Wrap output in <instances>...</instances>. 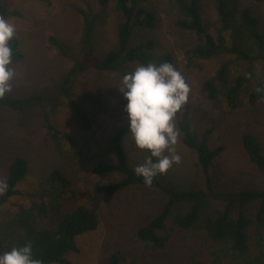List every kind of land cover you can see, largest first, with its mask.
Returning <instances> with one entry per match:
<instances>
[{
	"label": "rangeland",
	"instance_id": "1",
	"mask_svg": "<svg viewBox=\"0 0 264 264\" xmlns=\"http://www.w3.org/2000/svg\"><path fill=\"white\" fill-rule=\"evenodd\" d=\"M209 18L218 26L216 16L208 2ZM8 10H17L19 18H8L15 25V36L20 43L24 59L12 63L16 77L11 81L13 98L31 94H44L47 100L39 107L23 115L0 109V180L5 182L12 159L22 156L28 163V174L18 189L21 192L33 189L52 170L61 171L70 182L73 199L66 203L70 212L78 206L93 210L98 217L95 231L77 239L79 254L70 258L71 264H108L112 254H118L134 264H238L224 258L220 247L213 244L200 231L170 230V240L161 251L149 249L137 237V230L162 208L163 195L155 189L129 187L118 193L111 203L103 202L95 193L98 184H111L120 180L115 172L99 176L93 169L99 163L116 164L112 139L122 132V147L129 165L135 169L144 162L146 152L134 148L130 134L125 105L122 104V77L118 73H104L88 68L81 74L71 75L79 54L83 20L82 10L94 18V55L100 58L115 43L116 20L112 0L102 8L98 0H0ZM243 7L257 10L264 33V4L256 6L242 0ZM146 7L155 11L157 27L144 34L153 39L155 54L171 53L174 68L181 72L190 92L182 109H188L192 117V130L201 135L211 130L210 148L223 147V152L210 170L216 192L258 190L264 188V178L253 166L244 151L242 136L257 137L264 151V103L251 107L247 100L236 111H230L223 99L209 100L203 91V83L214 77L222 61L228 56L211 60L189 62L186 51L195 45V37L176 26L179 13L170 0H148ZM214 33V28L211 30ZM55 37L66 45V51L74 57L61 56L49 42ZM139 64H128L124 72L133 71ZM68 93H65L66 89ZM91 95L100 99L95 106L85 98ZM74 106L94 115L88 132L79 129ZM45 118L68 133L75 147L61 144V150L49 140ZM175 124L177 118L175 117ZM181 162L173 165L164 175L168 184L177 189H204L203 175L197 167V158L192 150L181 143L176 145ZM22 197H13L0 209V239L6 232L12 214L18 205L25 204ZM222 205L211 198L204 200L200 218L215 215ZM44 226L47 223L43 224ZM264 245V230H263ZM264 264V258L261 259Z\"/></svg>",
	"mask_w": 264,
	"mask_h": 264
},
{
	"label": "trees",
	"instance_id": "2",
	"mask_svg": "<svg viewBox=\"0 0 264 264\" xmlns=\"http://www.w3.org/2000/svg\"><path fill=\"white\" fill-rule=\"evenodd\" d=\"M43 1V0H40ZM110 0H98L105 8ZM179 13L176 26L195 37V45L186 51L189 62L211 60L228 56L221 62L214 77L203 83V91L209 100L223 99L230 111L238 110L246 99L251 107L264 103V33L261 30V18L255 8L243 7L242 0H170ZM256 6L264 0H247ZM148 0H112L116 20L114 45L100 58L94 55V18L90 13L79 11L83 20L79 54L75 59L71 75H78L88 68L104 73L126 74L128 64L146 65L148 63H170L174 65L171 53L156 55L153 39L145 37L146 32L157 27L155 11L146 7ZM215 13L217 25L214 27L209 18L208 4ZM0 16L4 19L19 18L17 10H8L0 5ZM214 28V33L211 30ZM49 42L59 54L74 59L66 51L63 41L50 37ZM13 50V63L21 62L24 55L15 36L10 42ZM69 89L65 90L68 93ZM87 101L95 106L101 101L91 95H85ZM47 100L44 94H31L24 98L6 95L0 99V109L23 115L41 106ZM122 104L126 101L122 97ZM78 127L88 132L92 127L94 115L74 106ZM177 128L183 146L192 150L197 158V167L205 183L204 189H177L157 176L151 187H146L129 165L122 147V132L112 139L116 164L99 163L93 173L99 176L115 172L120 180L111 184H98L95 193L109 204L121 191L129 187L151 188L163 195L161 210L141 226L136 233L137 239L154 251L163 250L170 240V230L200 231L209 241L220 247V253L233 263L263 264L264 245V188L258 190H240L234 192H216L213 188L210 170L223 152V147L210 148L208 142L211 130L198 135L192 130V117L188 109H182L176 115ZM45 128L49 140L61 150L62 144L75 147L72 137L53 126L45 118ZM242 145L249 162L256 167L264 178V151L260 140L251 135L242 136ZM146 155H148L146 153ZM28 174V163L22 156L12 159L5 182L7 190L0 195V209L13 197H22L20 204L12 214L6 232L0 239V252L30 241L35 258L41 264H71L70 258L79 254L77 239L95 231L98 227L96 213L78 206L67 212L66 203L73 199L74 190L59 170H52L45 178L37 182L33 189L21 192L18 187ZM211 198L221 204L222 209L215 215L200 218L204 200ZM47 223V225H43ZM108 264H134L118 254H112Z\"/></svg>",
	"mask_w": 264,
	"mask_h": 264
},
{
	"label": "clouds",
	"instance_id": "3",
	"mask_svg": "<svg viewBox=\"0 0 264 264\" xmlns=\"http://www.w3.org/2000/svg\"><path fill=\"white\" fill-rule=\"evenodd\" d=\"M15 33V25L0 16V99L12 91L11 81L17 75L10 47ZM121 84L127 134L135 149L148 154L134 172L146 187H151L157 176L181 162L176 150L180 133L175 117L186 105L190 88L181 72L167 62L140 65L124 74ZM6 190V182L0 180V195ZM0 264H41V261L35 258L33 245L28 241L0 252Z\"/></svg>",
	"mask_w": 264,
	"mask_h": 264
}]
</instances>
